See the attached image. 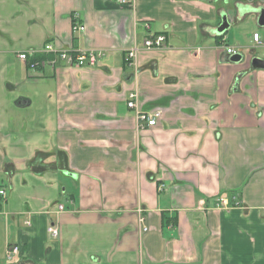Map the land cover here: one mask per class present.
<instances>
[{"label":"crops","instance_id":"1","mask_svg":"<svg viewBox=\"0 0 264 264\" xmlns=\"http://www.w3.org/2000/svg\"><path fill=\"white\" fill-rule=\"evenodd\" d=\"M261 10L0 0V264H264ZM152 34L161 48H145ZM48 44L105 57L53 67ZM21 53L44 63L33 70ZM132 92L161 112L156 127L128 108Z\"/></svg>","mask_w":264,"mask_h":264},{"label":"built area","instance_id":"2","mask_svg":"<svg viewBox=\"0 0 264 264\" xmlns=\"http://www.w3.org/2000/svg\"><path fill=\"white\" fill-rule=\"evenodd\" d=\"M119 3L123 6H129L132 4L133 0H118ZM76 30L85 31L84 26H76ZM166 41V36L163 34H152L150 35L144 43V46L146 49H154V48H161ZM254 41L258 45H264V41L260 37V35L255 34L254 35ZM36 52H33L35 54ZM43 53L46 55H50L52 57L51 60H48V63L56 67L57 63H65L70 67H77V68H87V67H96L99 62L102 60L103 57H105V53L103 51H97V52H86V51H65L61 50L53 45H46L43 49ZM227 53L231 55H236L238 52L235 51L234 48H227ZM29 54L32 53H21L19 54V59L26 62L27 66H29L31 69H38L43 65L44 62H40L38 60H31ZM137 54V49H132L128 53V61L133 64V61H135V57ZM128 108L136 112L137 119L139 121V124L142 126V128H154L158 125L159 118L161 117L160 111H143L140 107V101H139V94L137 92H132L129 95V101H128ZM1 196L5 195L4 191H0ZM219 205L221 206H229L228 199L220 198ZM59 209L61 211L64 210L63 206H60ZM146 230V229H145ZM48 232L51 238H56L59 235L58 228L54 225H50L48 228ZM19 253V247H11V250L9 252V255L12 254H18Z\"/></svg>","mask_w":264,"mask_h":264},{"label":"water","instance_id":"3","mask_svg":"<svg viewBox=\"0 0 264 264\" xmlns=\"http://www.w3.org/2000/svg\"><path fill=\"white\" fill-rule=\"evenodd\" d=\"M259 23H260V25H264V10H261V12H260ZM228 27H229V24L227 21V16H224L223 17V24L219 28L218 32L219 33L225 32L228 29ZM232 61H234V62L242 61V55L238 54V55L233 56ZM251 65L254 69L264 70V60H261L259 58H254L252 60Z\"/></svg>","mask_w":264,"mask_h":264},{"label":"trees","instance_id":"4","mask_svg":"<svg viewBox=\"0 0 264 264\" xmlns=\"http://www.w3.org/2000/svg\"><path fill=\"white\" fill-rule=\"evenodd\" d=\"M45 58H46V57H44V56H43V57H41V58H39V59H41V60H44ZM41 156H42V155H40V154H37V156H36V157L39 159ZM45 167H46V168H48V167H49V165H46Z\"/></svg>","mask_w":264,"mask_h":264},{"label":"rangeland","instance_id":"5","mask_svg":"<svg viewBox=\"0 0 264 264\" xmlns=\"http://www.w3.org/2000/svg\"><path fill=\"white\" fill-rule=\"evenodd\" d=\"M43 62V61H42ZM33 70H36V69H33Z\"/></svg>","mask_w":264,"mask_h":264}]
</instances>
